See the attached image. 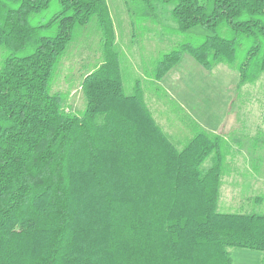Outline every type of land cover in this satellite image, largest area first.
<instances>
[{
  "label": "trees",
  "instance_id": "obj_1",
  "mask_svg": "<svg viewBox=\"0 0 264 264\" xmlns=\"http://www.w3.org/2000/svg\"><path fill=\"white\" fill-rule=\"evenodd\" d=\"M140 1L172 5L180 34L209 32L160 56L153 80L184 54L203 71L226 65L239 87L264 73V0ZM93 19L102 62L69 114L51 83ZM0 48V264H232V249L264 264V214L218 212L223 139L199 129L177 150L139 82L125 93L105 0H0Z\"/></svg>",
  "mask_w": 264,
  "mask_h": 264
},
{
  "label": "rangeland",
  "instance_id": "obj_2",
  "mask_svg": "<svg viewBox=\"0 0 264 264\" xmlns=\"http://www.w3.org/2000/svg\"><path fill=\"white\" fill-rule=\"evenodd\" d=\"M105 1L114 24L120 25L124 20L123 25H129L126 29L128 34L126 35L122 29L117 41L115 39L125 93L131 94L135 82H139L145 94L147 107L153 112L151 115L154 121L176 149L181 150L195 133H190L185 121L172 107L162 106L166 102L154 88L152 71L160 56L183 43L198 44L209 35V32L202 27H196L185 34H180L170 16L172 9L170 4H156L155 12L151 14L140 0ZM56 11L57 6L54 3L40 18L46 20ZM143 15L150 19L144 20ZM142 25L151 26L153 34L145 37ZM100 38V32L93 19L87 26L76 30L72 43L58 63L51 83V93L62 96L63 109L66 113L80 115L84 111L86 103L82 81L102 62L99 57ZM5 55L6 52L0 48V66ZM183 58L193 63L188 54H184ZM159 107L165 108L162 113H159ZM228 126L224 135L220 136L224 142L225 156L218 212L263 214L264 199L263 202L255 203H249V199L264 197V73L256 82L238 88L231 106ZM209 167L208 160L203 168ZM245 174L250 178L261 179L263 181L261 186L250 184V179ZM229 251L234 264H244L245 261L252 264V260L240 259L242 254L238 253L245 252L233 249Z\"/></svg>",
  "mask_w": 264,
  "mask_h": 264
},
{
  "label": "crops",
  "instance_id": "obj_3",
  "mask_svg": "<svg viewBox=\"0 0 264 264\" xmlns=\"http://www.w3.org/2000/svg\"><path fill=\"white\" fill-rule=\"evenodd\" d=\"M142 18L144 20L150 19L146 15H143ZM111 21L117 41L119 33H122V29L126 32L129 25H123V22H125L124 20L120 25L114 24L112 19ZM131 27L134 29V26L131 25ZM141 29L143 30V34H146L145 37H149L153 34L151 26L142 25ZM127 34L126 32V35ZM153 81L156 92L160 93L166 102V104L162 106H166V108H168V106L172 107L177 115L185 121L190 133H195L200 129L209 135L221 136L227 131L231 106L239 88V75L236 71L224 64H218L209 71H203L194 65V63L186 61L182 57L179 63L159 81ZM142 97L147 107L143 90ZM163 109L165 108L159 107V113H162ZM148 111L153 113L149 109ZM248 178L250 179V184L256 187H260V184L263 182L256 177ZM221 182H223V179H221ZM221 188L222 186L220 185V190ZM233 188L236 193L235 184ZM232 191L233 190H231V192ZM234 195L235 194H231V196ZM263 199V196L250 198L249 203L263 202ZM242 209L246 208L242 207ZM239 252H245L238 253L242 254L240 259L243 261L252 260V264H262V255L260 253L248 250H241ZM252 254H258V256ZM232 264H234L233 260ZM244 264H247L246 261Z\"/></svg>",
  "mask_w": 264,
  "mask_h": 264
}]
</instances>
